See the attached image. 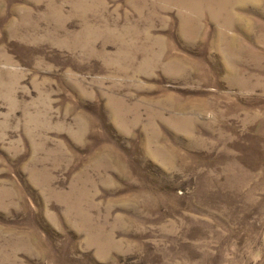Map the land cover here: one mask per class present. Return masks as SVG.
Segmentation results:
<instances>
[{"label":"rangeland","instance_id":"obj_1","mask_svg":"<svg viewBox=\"0 0 264 264\" xmlns=\"http://www.w3.org/2000/svg\"><path fill=\"white\" fill-rule=\"evenodd\" d=\"M0 264H264V0H0Z\"/></svg>","mask_w":264,"mask_h":264},{"label":"bare ground","instance_id":"obj_2","mask_svg":"<svg viewBox=\"0 0 264 264\" xmlns=\"http://www.w3.org/2000/svg\"><path fill=\"white\" fill-rule=\"evenodd\" d=\"M203 2V1H202ZM119 31V30H118Z\"/></svg>","mask_w":264,"mask_h":264}]
</instances>
